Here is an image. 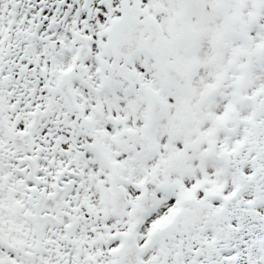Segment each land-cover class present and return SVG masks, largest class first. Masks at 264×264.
Masks as SVG:
<instances>
[{
  "label": "snow or ice",
  "instance_id": "6c2138e0",
  "mask_svg": "<svg viewBox=\"0 0 264 264\" xmlns=\"http://www.w3.org/2000/svg\"><path fill=\"white\" fill-rule=\"evenodd\" d=\"M0 264H264V0H0Z\"/></svg>",
  "mask_w": 264,
  "mask_h": 264
}]
</instances>
